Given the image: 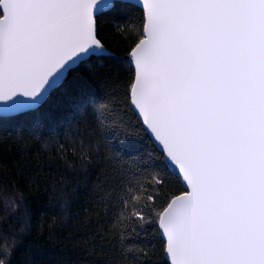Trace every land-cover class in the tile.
Instances as JSON below:
<instances>
[{
    "label": "snow or ice",
    "instance_id": "snow-or-ice-1",
    "mask_svg": "<svg viewBox=\"0 0 264 264\" xmlns=\"http://www.w3.org/2000/svg\"><path fill=\"white\" fill-rule=\"evenodd\" d=\"M116 6L0 0V101L36 108L110 56L98 13ZM142 10L127 101L162 165L103 190L117 264H146L150 231L166 264H264V0H142ZM110 104L95 105L102 122ZM92 151L81 142L86 162Z\"/></svg>",
    "mask_w": 264,
    "mask_h": 264
},
{
    "label": "trees",
    "instance_id": "trees-1",
    "mask_svg": "<svg viewBox=\"0 0 264 264\" xmlns=\"http://www.w3.org/2000/svg\"><path fill=\"white\" fill-rule=\"evenodd\" d=\"M116 4L98 17L99 38L110 56L90 58L69 87L39 109L0 118L4 264H117L115 238L106 235L113 221L109 205L101 204L103 190L131 169L162 165L161 152L127 101L128 52L143 10ZM109 100L111 115L102 122L95 105ZM81 142L93 149L88 162L81 158ZM146 243L155 245L146 264H166L162 238L150 231Z\"/></svg>",
    "mask_w": 264,
    "mask_h": 264
},
{
    "label": "water",
    "instance_id": "water-1",
    "mask_svg": "<svg viewBox=\"0 0 264 264\" xmlns=\"http://www.w3.org/2000/svg\"><path fill=\"white\" fill-rule=\"evenodd\" d=\"M101 2H102V0H97L98 6L100 5ZM113 2H115V3L116 2L130 3V4H134L138 7H140L142 9V0H113ZM112 8L113 7H102L100 12L98 13V17L100 15L108 12ZM94 57H101V56H94ZM8 104H10V102L0 101V118H11V117H15V116H18V115H21L24 113L35 111V110L39 109L44 103H42L40 106H38L36 108L24 109V110H13V109L6 106ZM155 145L157 146L156 143H155ZM157 148H158V146H157Z\"/></svg>",
    "mask_w": 264,
    "mask_h": 264
}]
</instances>
